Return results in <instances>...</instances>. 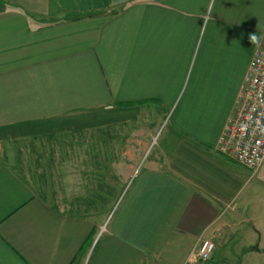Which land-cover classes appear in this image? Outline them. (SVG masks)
Segmentation results:
<instances>
[{
	"label": "crops",
	"instance_id": "obj_1",
	"mask_svg": "<svg viewBox=\"0 0 264 264\" xmlns=\"http://www.w3.org/2000/svg\"><path fill=\"white\" fill-rule=\"evenodd\" d=\"M263 38L264 0H0V264H183L221 240L264 198V161L217 149Z\"/></svg>",
	"mask_w": 264,
	"mask_h": 264
},
{
	"label": "built area",
	"instance_id": "obj_2",
	"mask_svg": "<svg viewBox=\"0 0 264 264\" xmlns=\"http://www.w3.org/2000/svg\"><path fill=\"white\" fill-rule=\"evenodd\" d=\"M217 149L253 172L264 161V38L249 64L236 110L218 140ZM215 250L214 241L202 239L183 264L210 261Z\"/></svg>",
	"mask_w": 264,
	"mask_h": 264
},
{
	"label": "rangeland",
	"instance_id": "obj_3",
	"mask_svg": "<svg viewBox=\"0 0 264 264\" xmlns=\"http://www.w3.org/2000/svg\"><path fill=\"white\" fill-rule=\"evenodd\" d=\"M162 137L163 131L159 130L148 154L158 151V142ZM18 161L19 168L32 177V181L39 183L38 177L44 164L40 166V161L33 164L25 163L22 156ZM30 165L33 169L29 170ZM48 165L50 168L53 167L51 161ZM261 188L264 189V185ZM236 211L235 217L228 218L226 221L229 231H223V238L216 240L218 249L215 260L203 264H264V258L257 251L260 240H264V198L255 197ZM216 242L214 241L215 245Z\"/></svg>",
	"mask_w": 264,
	"mask_h": 264
},
{
	"label": "clouds",
	"instance_id": "obj_4",
	"mask_svg": "<svg viewBox=\"0 0 264 264\" xmlns=\"http://www.w3.org/2000/svg\"><path fill=\"white\" fill-rule=\"evenodd\" d=\"M250 40H251L252 43H255L257 41V37L255 36V34H252L250 36Z\"/></svg>",
	"mask_w": 264,
	"mask_h": 264
}]
</instances>
